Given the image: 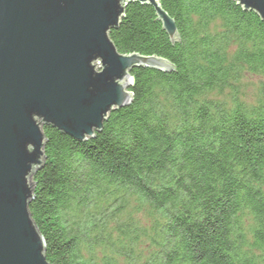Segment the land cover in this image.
<instances>
[{"label": "trees", "instance_id": "obj_1", "mask_svg": "<svg viewBox=\"0 0 264 264\" xmlns=\"http://www.w3.org/2000/svg\"><path fill=\"white\" fill-rule=\"evenodd\" d=\"M130 2L109 35L130 104L77 140L44 124L29 210L52 264H264V19L237 0ZM253 97V100H250Z\"/></svg>", "mask_w": 264, "mask_h": 264}, {"label": "water", "instance_id": "obj_2", "mask_svg": "<svg viewBox=\"0 0 264 264\" xmlns=\"http://www.w3.org/2000/svg\"><path fill=\"white\" fill-rule=\"evenodd\" d=\"M149 3L174 38L159 0H0V264H52L29 205L45 161L44 124L83 141L131 103V70H172L158 55L122 53L110 38L126 6ZM264 19V0H237Z\"/></svg>", "mask_w": 264, "mask_h": 264}, {"label": "rangeland", "instance_id": "obj_3", "mask_svg": "<svg viewBox=\"0 0 264 264\" xmlns=\"http://www.w3.org/2000/svg\"><path fill=\"white\" fill-rule=\"evenodd\" d=\"M245 82L248 83V90L251 92V94H254L256 91V88L264 83V78L257 76V75H250L248 74L245 77ZM250 100H253V97H250Z\"/></svg>", "mask_w": 264, "mask_h": 264}]
</instances>
